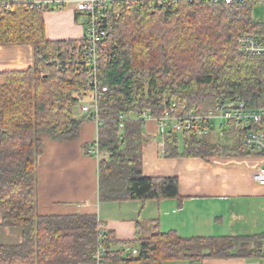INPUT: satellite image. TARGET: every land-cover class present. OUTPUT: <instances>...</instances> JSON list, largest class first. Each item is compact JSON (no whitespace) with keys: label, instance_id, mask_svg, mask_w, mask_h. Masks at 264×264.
<instances>
[{"label":"trees","instance_id":"obj_1","mask_svg":"<svg viewBox=\"0 0 264 264\" xmlns=\"http://www.w3.org/2000/svg\"><path fill=\"white\" fill-rule=\"evenodd\" d=\"M32 0L0 5V45L29 44L33 64L0 72V227L20 232L18 243L0 245V264H186L211 259H257L264 237L182 238L157 233L128 245L103 230L96 214L37 213V164L42 134L52 140L78 138V105L86 102L87 64L83 39L51 41L44 13L62 5L34 7ZM26 3V4H25ZM255 4L224 6L209 0H112L100 16L106 35L98 49L99 89L95 143L83 145L106 152L97 166L99 203L148 200L180 202L175 177L142 173L145 136L138 115L157 118L174 103L207 112L222 99H238L249 108H264V58L237 51L242 35H263L255 22ZM78 16V15H77ZM125 119L123 128L119 120ZM164 157L245 155L232 131L227 142L209 136L168 131L162 138Z\"/></svg>","mask_w":264,"mask_h":264},{"label":"crops","instance_id":"obj_2","mask_svg":"<svg viewBox=\"0 0 264 264\" xmlns=\"http://www.w3.org/2000/svg\"><path fill=\"white\" fill-rule=\"evenodd\" d=\"M32 1L63 6L44 13V32L49 40L82 39L84 16L77 10L82 0ZM32 59L33 49L29 44L0 45V72L29 68ZM144 125L143 131L149 140L142 145L143 176L177 178L180 202L99 203L98 160L82 149L83 145L96 141L98 128L92 121L84 120L78 127L76 140L59 141L46 134L40 136L37 213L42 216L96 214L103 230L113 232L117 240L132 247L138 240L166 232H175L182 238L264 237V187L252 178L253 170L261 165L258 156L246 153L207 159L164 157L155 122ZM230 132L224 131L218 137L226 143ZM211 134L209 140L215 143ZM10 236H18L20 241L19 230L0 227V245H6L2 241ZM194 264H260V261L230 258Z\"/></svg>","mask_w":264,"mask_h":264},{"label":"built area","instance_id":"obj_3","mask_svg":"<svg viewBox=\"0 0 264 264\" xmlns=\"http://www.w3.org/2000/svg\"><path fill=\"white\" fill-rule=\"evenodd\" d=\"M112 0H82L77 5V10L84 16L83 24V43L85 49V61L87 66V85L90 87L88 99L78 105V117L92 121L98 128L101 120L98 119V96L106 89H99L96 79V65L98 49L106 35L105 29L101 24V13ZM168 0H159L164 3ZM178 1V0H169ZM212 3H221L224 6H232L243 3H252L264 9V0H209ZM26 4V3H25ZM39 7L43 5L34 1L27 5ZM3 7L9 6V0H0ZM47 5V4H44ZM237 51L244 57H263L264 58V34L263 35H242L237 39ZM138 120L143 124L154 121L156 124V136L159 140V147L164 152V135L170 131L172 133L193 134L197 139L209 136L216 129L220 136L224 131H233L240 146L246 152L256 155L261 159V165L252 172L253 181L264 187V108H249L238 99H222L216 103L213 109L201 112L198 109L184 107L179 109L172 103L162 110L159 117L153 118L148 112L138 115ZM125 119L119 120V128H123ZM97 140V138H96ZM96 142V141H95ZM94 142V143H95ZM161 152V153H162ZM163 154V153H162ZM89 155L94 156L98 162L108 160L106 152H99L96 147L89 150ZM124 253L136 254L134 247L126 245ZM102 251L94 252V264H100ZM260 264H264V248L258 258Z\"/></svg>","mask_w":264,"mask_h":264},{"label":"rangeland","instance_id":"obj_4","mask_svg":"<svg viewBox=\"0 0 264 264\" xmlns=\"http://www.w3.org/2000/svg\"><path fill=\"white\" fill-rule=\"evenodd\" d=\"M252 17L255 22H259L261 24H264V9L261 6H255L254 9H252ZM218 131L214 129V131L211 134V139L213 141H216L218 143H224L219 137H218ZM19 241V237L17 236H10L7 241H2L4 244H13ZM171 264H186L185 262L181 263H171Z\"/></svg>","mask_w":264,"mask_h":264}]
</instances>
